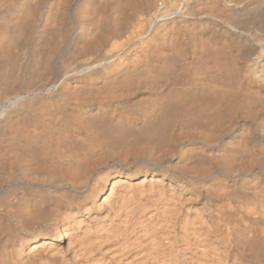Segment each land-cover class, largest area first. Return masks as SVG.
Returning a JSON list of instances; mask_svg holds the SVG:
<instances>
[{
  "label": "bare ground",
  "instance_id": "obj_1",
  "mask_svg": "<svg viewBox=\"0 0 264 264\" xmlns=\"http://www.w3.org/2000/svg\"><path fill=\"white\" fill-rule=\"evenodd\" d=\"M0 264H264V0H0Z\"/></svg>",
  "mask_w": 264,
  "mask_h": 264
},
{
  "label": "rangeland",
  "instance_id": "obj_2",
  "mask_svg": "<svg viewBox=\"0 0 264 264\" xmlns=\"http://www.w3.org/2000/svg\"><path fill=\"white\" fill-rule=\"evenodd\" d=\"M140 175H141V174H140ZM140 175H139V176H140ZM187 197H188V196H187Z\"/></svg>",
  "mask_w": 264,
  "mask_h": 264
}]
</instances>
